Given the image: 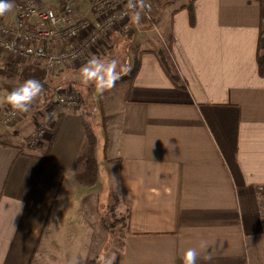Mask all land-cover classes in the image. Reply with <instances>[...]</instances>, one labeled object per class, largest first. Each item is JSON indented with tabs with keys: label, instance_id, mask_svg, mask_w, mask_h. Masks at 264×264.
I'll return each mask as SVG.
<instances>
[{
	"label": "crops",
	"instance_id": "obj_1",
	"mask_svg": "<svg viewBox=\"0 0 264 264\" xmlns=\"http://www.w3.org/2000/svg\"><path fill=\"white\" fill-rule=\"evenodd\" d=\"M192 9L193 26L185 8L169 12L171 45L165 52L174 80L160 65L158 47L143 48L151 44L149 32L131 14L122 26L135 30L130 43L118 31L106 38L121 34L124 54L131 52L128 68L139 60L128 96L121 87L114 105L105 107L103 98L107 151L119 165L120 198L129 208L128 228L106 264H183L188 248L201 251L196 264H264L260 6L255 0H194ZM98 49L60 69L78 72ZM11 60L20 65V76L0 74V107L23 80L44 77L42 67L29 68L30 62L0 52V66ZM37 107L21 113L12 132H1L21 141L0 140V264H42L46 258L69 264L83 256L76 252L78 241L92 245L94 229L86 219L91 201L78 217L68 207L70 198L89 195L70 190L78 186L75 162L84 138L80 108L61 107L43 140L27 150L40 118ZM201 241L208 243L206 253ZM206 254L212 258L204 259Z\"/></svg>",
	"mask_w": 264,
	"mask_h": 264
},
{
	"label": "rangeland",
	"instance_id": "obj_2",
	"mask_svg": "<svg viewBox=\"0 0 264 264\" xmlns=\"http://www.w3.org/2000/svg\"><path fill=\"white\" fill-rule=\"evenodd\" d=\"M24 0H14L15 7L8 12L4 16H0V22L11 24L15 20L16 16V5ZM36 2V4L42 8L50 9L56 13H61L63 9L66 7H69L73 10V16L75 19H86L91 21L99 22L101 23L103 21V15H101L100 12H98L97 8L94 7L91 4V0H87V5L85 7H80L74 4H71L67 0H62L63 2L61 4L52 5L50 3L51 0H33ZM115 9L124 6L127 0H114L115 3ZM65 2V3H64ZM150 3V9L145 13L148 15V17H145L142 22L139 24L140 30H146L149 33L145 34L147 42H150L151 44L144 45L146 49H159L160 47L167 46L168 40H167V34L169 33V12L173 9H177L179 7H186L190 4L191 0H148ZM118 3V5H117ZM117 6V7H116ZM165 7V8H164ZM165 10L163 13H160L161 10ZM130 16V15H129ZM128 20V18L121 23H117L114 26L106 28L100 35V41L97 43V45H94L90 50L95 49L99 47L98 54L96 57L101 58L103 60H109V59H118L120 61L121 66H127L129 65V62L127 60H130L129 57L131 56V52L128 54H124L123 50V42L122 37L120 36L125 29L122 28L125 27V23ZM127 29H130L132 27L128 26ZM123 29V30H122ZM112 31H118L121 34H117L118 37H116V34H114V37L112 36V40L106 39L109 34H111ZM121 31V32H120ZM135 31V30H133ZM85 34V33H82ZM81 35L77 38L76 41H71V43L64 44L60 43V49L69 48L74 43H77L79 40L82 39ZM126 38V37H124ZM106 44V46H105ZM160 50H163L160 48ZM1 52V50H0ZM3 52V51H2ZM88 52V51H86ZM5 53V52H4ZM86 54V53H85ZM129 56V57H128ZM131 58V57H130ZM15 61V60H11ZM22 61L30 62L28 63L29 68L30 67H42L43 68V78L42 80H47L46 82L47 86L51 90V96L50 100L46 103L41 105L40 99L34 102V105H32L31 108L37 107L38 113L40 115L39 120L37 121V124L39 125L41 123L42 116L46 115V111H48V107L52 104V93L55 90L60 91H66V90H75L79 94V98L81 97L84 101V104L81 105L80 101L78 104V107L80 108V113L82 114V118L84 122L89 123L96 136L98 137L99 146H98V177H97V183L93 187H84L78 184L74 188H71L70 190L74 192H79L80 190H86L89 195L77 198L72 197L70 198L68 202V207H70L71 212L73 215H77L80 213V211H83V208L85 205L89 207L90 201L92 203V213H89V210L87 209L86 219L90 220L89 224H91V227L93 230V239H92V245L91 246H83L80 245V241H78V244L76 246V252L78 251V255L80 256V253L82 252L83 256L79 257L80 264H83L84 260L86 259H93L97 261V264H106V260L109 258L110 255L115 254V252H118V248L120 244L118 243L121 237L122 233H125L127 229H123L119 224L113 229V231L109 234L106 231H104L102 225L100 224V215L104 214V219L107 225H110L114 220H119L124 217L126 214L125 206L121 202L120 198V172H119V165L114 159H110L109 151L106 150V154L102 155V142H103V131L101 126V114L98 110V99H97V90L93 84L85 85L82 82V78L80 75V70L78 72H70V74H66L65 70L63 71L62 67H59L53 71H45V68L35 62L31 59H23ZM10 62V61H9ZM16 62V61H15ZM25 64V63H24ZM119 70V69H118ZM37 80H40V78H37ZM25 80L22 81V83ZM53 83V85H52ZM123 90L121 88H112L111 90H107L103 93V98L105 102V107L107 105H114L118 99L123 95ZM5 106L0 107V111ZM58 111V110H57ZM58 114V112H57ZM105 114V113H104ZM21 120V119H20ZM17 121V120H16ZM15 121V124L12 126H2L0 124V140L4 142H9L13 144H19L20 138H14V136H10L5 133H1L2 131H10L12 132L14 127H17V122ZM11 129V130H9ZM49 131V130H48ZM37 132V127H34V130L32 131L31 135L28 138L27 141V150H33L35 149L39 143L43 140L41 137H37L36 140L33 139V134ZM26 150V151H27ZM84 187V188H83ZM62 195V194H61ZM90 208V207H89ZM81 214V213H80ZM90 215L92 218H90ZM99 224V226H98ZM122 224V223H121ZM77 255V256H78ZM72 258V256H71ZM49 258H46L44 263L42 264H53ZM41 264V263H40Z\"/></svg>",
	"mask_w": 264,
	"mask_h": 264
},
{
	"label": "built area",
	"instance_id": "obj_3",
	"mask_svg": "<svg viewBox=\"0 0 264 264\" xmlns=\"http://www.w3.org/2000/svg\"><path fill=\"white\" fill-rule=\"evenodd\" d=\"M113 1L91 0V4L103 15L101 23L75 19L73 10L69 7L63 9L61 13H56L38 6L33 0L21 1L16 5V16L13 23L0 22V50L16 60L31 59L41 64L47 72L68 63L80 61L85 57L86 51L99 43L100 35L106 28L121 23L129 17V15L122 17L121 12L124 6L115 9L116 1L115 3ZM81 35L84 36L77 43L69 48L60 49V43H71ZM10 44L13 45V50H9L8 45ZM79 99V94L75 90L63 92L55 90L52 93V104L46 111V114L55 111V118L46 122L43 115L41 123L35 126L37 132L33 134L32 141L37 137L44 138L47 131L55 124L57 112L59 113L61 107H77ZM9 112L8 105L0 111L2 126H12L21 117V113L10 117Z\"/></svg>",
	"mask_w": 264,
	"mask_h": 264
},
{
	"label": "trees",
	"instance_id": "obj_4",
	"mask_svg": "<svg viewBox=\"0 0 264 264\" xmlns=\"http://www.w3.org/2000/svg\"><path fill=\"white\" fill-rule=\"evenodd\" d=\"M193 1L194 0H191L189 5H187L186 7L185 6L183 7L188 12V17H189L188 19H189L190 26L194 25V16H193V9H192ZM255 1H257L260 6V25H259V33H258L256 60H257L259 74H262L263 69H264V0H255ZM133 32H134L133 28L124 30L123 35L126 37L125 38L126 44L132 41ZM167 40H168V44L166 47L169 48L171 45V37L168 36ZM155 54L158 57V60L160 62L162 69L166 72V74H168L171 80H174V77L169 72L170 62H169V58L165 50L158 49L155 52ZM138 69H139V60L136 58L134 60V64L132 68L130 69L129 74L127 75L122 74L121 80L116 82V85L114 88L122 87L125 91L126 96H128L132 81ZM20 71H21L20 65L15 61H10L0 66V74L8 78H17L18 76H20ZM42 83L44 85V92L40 98L41 105L46 104L50 100V96H51V90L49 89L47 84L44 83V81H42ZM97 99H98L97 101L98 110L101 114V126H102V131H103L102 155L104 156L107 150L108 136L106 132V119H105L104 106H103V94L97 92ZM79 101L81 105L84 104V101L81 97ZM82 129H83L84 138H83L82 146L79 151L78 158L76 159V162H75V167H76L75 179L79 185L90 188V187H93L97 183V177H98L97 153H98L99 141H98V137L96 136L92 126L89 123L83 122ZM55 130L56 129H54L52 133L51 140L53 139ZM51 140L48 143V145H46L45 152L43 156L41 157L42 161H44L47 156ZM31 195L28 198L25 209H27V206L29 205V202L31 200ZM128 219H129V208L126 209V214L124 215L122 219H120V221L116 219L110 225H107L104 219V214L103 215L101 214L99 218L100 220L99 222L102 225L104 231L110 234L115 228L116 223L117 225L119 224L123 229H127ZM83 264H97V261L93 259H86L84 260Z\"/></svg>",
	"mask_w": 264,
	"mask_h": 264
},
{
	"label": "clouds",
	"instance_id": "obj_5",
	"mask_svg": "<svg viewBox=\"0 0 264 264\" xmlns=\"http://www.w3.org/2000/svg\"><path fill=\"white\" fill-rule=\"evenodd\" d=\"M15 7L14 0H0V16L6 15ZM150 8L148 0H127L122 9L121 16L131 14V18L139 24L144 18L145 13ZM9 50H13V45H8ZM75 58V57H74ZM119 69V70H118ZM130 68L121 66L118 59L103 60L96 56L90 58L80 68L82 82L85 85L93 84L96 90L103 94L107 90L115 87L116 82L121 80L122 74L127 75ZM44 85L37 79H27L6 95V104L10 108L8 115L15 117L17 113H27L31 110L32 105L39 97L43 95ZM55 111L46 114L43 118L46 122L54 120ZM199 249L207 252V241H201ZM201 256V251L197 248H188L184 251L181 259L183 264H196L197 259ZM211 255H204V259L210 260ZM69 264H80L79 259L73 258Z\"/></svg>",
	"mask_w": 264,
	"mask_h": 264
}]
</instances>
